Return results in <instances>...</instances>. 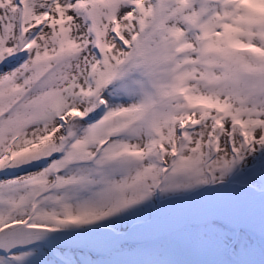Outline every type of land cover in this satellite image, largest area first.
Segmentation results:
<instances>
[{
  "label": "snow or ice",
  "instance_id": "6c2138e0",
  "mask_svg": "<svg viewBox=\"0 0 264 264\" xmlns=\"http://www.w3.org/2000/svg\"><path fill=\"white\" fill-rule=\"evenodd\" d=\"M0 264H264V0H0Z\"/></svg>",
  "mask_w": 264,
  "mask_h": 264
}]
</instances>
